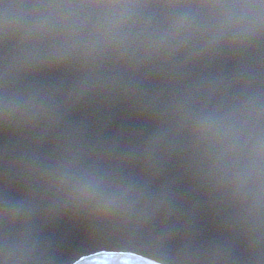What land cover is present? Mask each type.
<instances>
[{
  "label": "snow or ice",
  "instance_id": "snow-or-ice-1",
  "mask_svg": "<svg viewBox=\"0 0 264 264\" xmlns=\"http://www.w3.org/2000/svg\"><path fill=\"white\" fill-rule=\"evenodd\" d=\"M21 2L47 46L29 70L59 75L28 86L52 103L27 118L0 107V264L13 188L31 201L30 238L83 223L115 246L91 264H264V228L257 242L241 226L246 162L264 164V0ZM5 64L0 48V94ZM35 252L61 264L59 245Z\"/></svg>",
  "mask_w": 264,
  "mask_h": 264
},
{
  "label": "clouds",
  "instance_id": "clouds-1",
  "mask_svg": "<svg viewBox=\"0 0 264 264\" xmlns=\"http://www.w3.org/2000/svg\"><path fill=\"white\" fill-rule=\"evenodd\" d=\"M41 23V18L36 15L30 6L22 5L5 13L0 19V30L4 38L14 42L17 55L6 61L4 68V88L0 94V107L3 108L6 118L25 119L29 109L52 102L43 97L33 95L28 87L16 89L15 84L22 78L33 75L28 66L36 62L47 48L42 44L39 36L33 31ZM234 31H239V25L233 26ZM249 170V190L247 202L241 212V226L245 231L255 237L259 242L262 228H264V208L261 207V172L264 164L258 154H253L246 162ZM57 194H53V199ZM6 206L12 213L11 224H20L22 231L15 234L9 233L5 237V246L9 252L12 264H33L38 258L35 252L36 238H30L27 227H24V215L31 206V201L16 200L10 193L5 196Z\"/></svg>",
  "mask_w": 264,
  "mask_h": 264
},
{
  "label": "water",
  "instance_id": "water-1",
  "mask_svg": "<svg viewBox=\"0 0 264 264\" xmlns=\"http://www.w3.org/2000/svg\"><path fill=\"white\" fill-rule=\"evenodd\" d=\"M24 5L21 0H4V3L0 5V19H2L6 12L11 11L13 8H19ZM0 48L3 50V55L6 57V61L11 60L17 55L14 42L7 41L4 36L0 39ZM59 74H33L20 79L16 84V89H25L29 85L34 84L41 78L55 79ZM3 142L7 145L9 152L16 155L20 152L25 145L21 142V138L14 132L6 131L2 136ZM16 200H24L27 193L23 189L13 188L9 192ZM27 227V225H24ZM20 224H9L7 226V232L15 234L18 231H22ZM89 226L87 224H80L78 227H71L66 223H60L49 226L47 229H42L37 223L35 225L34 238L39 239L42 242L59 245L62 249V255L59 258L61 264H78L81 261L96 256L97 253L104 251H114L115 246L105 240H90L88 238ZM71 237V242L66 245V240Z\"/></svg>",
  "mask_w": 264,
  "mask_h": 264
},
{
  "label": "trees",
  "instance_id": "trees-1",
  "mask_svg": "<svg viewBox=\"0 0 264 264\" xmlns=\"http://www.w3.org/2000/svg\"><path fill=\"white\" fill-rule=\"evenodd\" d=\"M95 258H91V259H85L83 261H81L78 264H91V262L94 260Z\"/></svg>",
  "mask_w": 264,
  "mask_h": 264
},
{
  "label": "bare ground",
  "instance_id": "bare-ground-1",
  "mask_svg": "<svg viewBox=\"0 0 264 264\" xmlns=\"http://www.w3.org/2000/svg\"><path fill=\"white\" fill-rule=\"evenodd\" d=\"M96 256H92V257H89V258H87V259H91V258H95Z\"/></svg>",
  "mask_w": 264,
  "mask_h": 264
}]
</instances>
